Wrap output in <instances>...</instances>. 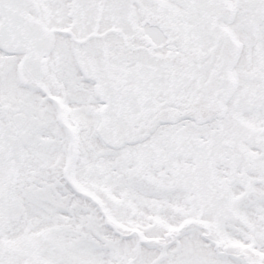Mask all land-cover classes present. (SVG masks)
<instances>
[{
  "label": "snow or ice",
  "instance_id": "obj_1",
  "mask_svg": "<svg viewBox=\"0 0 264 264\" xmlns=\"http://www.w3.org/2000/svg\"><path fill=\"white\" fill-rule=\"evenodd\" d=\"M0 264H264V0H0Z\"/></svg>",
  "mask_w": 264,
  "mask_h": 264
}]
</instances>
